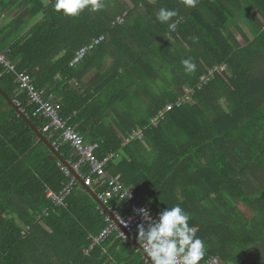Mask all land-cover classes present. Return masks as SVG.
Wrapping results in <instances>:
<instances>
[{"label":"trees","instance_id":"obj_1","mask_svg":"<svg viewBox=\"0 0 264 264\" xmlns=\"http://www.w3.org/2000/svg\"><path fill=\"white\" fill-rule=\"evenodd\" d=\"M53 2L0 0V15L17 9L0 27V51L15 68L0 64V88L54 141L59 134L43 131L48 119L34 115L35 104L18 89L16 72L28 73L84 141L98 143V158L120 152L105 167L110 177L132 187L155 215L177 204L190 215L205 243L203 260L264 264V0H198L195 7L104 0V9L77 17L55 12ZM161 7L177 15L160 23ZM183 59L196 64L193 73ZM137 129L142 136L124 144ZM58 152L77 160L67 142ZM59 162L0 94V264H150L116 233L90 247L105 225L103 209L79 182L63 204L47 198V189L59 191L68 180ZM105 188L92 185L96 194ZM128 203L113 197L108 205L128 215ZM132 236L139 241L136 227Z\"/></svg>","mask_w":264,"mask_h":264},{"label":"built area","instance_id":"obj_2","mask_svg":"<svg viewBox=\"0 0 264 264\" xmlns=\"http://www.w3.org/2000/svg\"><path fill=\"white\" fill-rule=\"evenodd\" d=\"M122 20V16H117V22H121ZM103 39L104 35H100L93 38L91 42L79 47L75 51V55L70 60L69 65L74 66L80 62L87 52L93 49L95 45L100 43ZM0 64L4 66L6 70L15 72L14 64L6 58L4 51H0ZM224 67L225 65L213 67L209 70V75H212L214 70L218 68L222 70ZM16 75L19 91H24L27 94L29 102L36 106L33 114L48 119V123L43 126V131L49 132V136H51L53 132L59 134L58 138L52 141L51 144L58 150V146L62 142H67L72 146L77 155V160L73 162L67 161L69 167L62 162H59L60 168L68 176V180L59 191L47 189V198H49L55 205L63 204L65 198L70 194L76 183H78V180L72 171H75L78 176L81 177L84 185L91 188L92 185L97 186L101 182H106V188L97 193V195L107 206L112 215L103 210L105 225L97 235L93 236L90 247L99 242H103L112 233H116V236L121 239H130L129 235L133 234V230L137 224H147V221L138 214L140 208H147V206L137 200L135 191L132 187L125 186L117 179V177H110L108 175L107 170L105 169L107 163L120 157V152H109L103 157L98 158L95 154V150L98 148V143L84 141L83 135L80 134L75 127L68 124V118H63L60 114V103L58 100H54L51 94L46 97L44 89L35 87L31 76L28 73L16 72ZM200 78L203 82L208 80V77L204 75ZM14 102L19 105L18 100L15 99ZM170 107L171 104L167 105L165 109L167 110ZM163 113L164 111L160 110L156 116L150 119V123L156 124L159 118L162 117ZM141 136V129L133 130L132 133L125 138L123 143L125 144L130 139L134 137L139 138ZM84 164L88 167V172L86 174L81 172V166ZM113 197L125 199L129 202L127 208L130 212L128 215H123L117 204L108 205ZM149 212L153 218L156 217V215L150 210ZM216 262L217 258L210 256L208 259L201 261L200 264H216Z\"/></svg>","mask_w":264,"mask_h":264},{"label":"clouds","instance_id":"obj_3","mask_svg":"<svg viewBox=\"0 0 264 264\" xmlns=\"http://www.w3.org/2000/svg\"><path fill=\"white\" fill-rule=\"evenodd\" d=\"M183 3L187 7H195L198 0H183ZM52 7L64 16L77 17L85 9L100 11L105 3L104 0H54ZM176 15L175 9L161 7L156 19L167 23ZM181 64L187 73L196 70V64L189 59H183ZM138 214L147 224L136 225L137 239L151 264H200L206 252L205 243L196 235V229L189 224L190 215L179 204L164 208L155 218L147 208H140Z\"/></svg>","mask_w":264,"mask_h":264},{"label":"water","instance_id":"obj_4","mask_svg":"<svg viewBox=\"0 0 264 264\" xmlns=\"http://www.w3.org/2000/svg\"><path fill=\"white\" fill-rule=\"evenodd\" d=\"M0 94L6 99L7 103L11 106H13L18 112L19 114L23 117V119L29 124V126L31 127V129L37 134L38 138L44 142L46 144V146L53 152V154L57 157V159L62 162L63 164L67 165L69 167L68 162L62 157V155L58 152V150L51 144V142L49 141V139L44 136V134H42V132H40V130L32 123L30 122L29 118L23 113L22 110H20L17 106V104H15V102L7 95V93L5 91H3L0 88ZM72 173L76 176L78 182L80 184H82L90 193V195L95 199V201L97 202V204L103 209L105 210L108 214H111L110 211L108 210L107 206L100 200V198L98 197V195L92 190L91 187L86 186L83 184V180L81 179V177L78 176V174L75 171H72ZM112 215V214H111ZM130 240L136 245V247L144 254V256L147 258V260L150 262V258H148L146 256V254L141 250V246H140V242L136 241L132 235H129ZM151 264V262H150Z\"/></svg>","mask_w":264,"mask_h":264},{"label":"crops","instance_id":"obj_5","mask_svg":"<svg viewBox=\"0 0 264 264\" xmlns=\"http://www.w3.org/2000/svg\"><path fill=\"white\" fill-rule=\"evenodd\" d=\"M16 13H17V9H15V10H12L10 13H2L1 15H0V27L2 26V25H5L6 23H7V21L8 20H10L11 19V17L13 16H15L16 15ZM238 38V37H237ZM239 39V38H238ZM240 41V40H239ZM241 42V41H240ZM120 158V157H119ZM119 160V159H118ZM117 159H115V160H112V162H117L118 161ZM93 190V189H92ZM134 238V237H133ZM135 239V238H134ZM136 240V239H135ZM137 241V240H136ZM139 242V241H138ZM219 262H218V260H217V262H216V264H218Z\"/></svg>","mask_w":264,"mask_h":264},{"label":"rangeland","instance_id":"obj_6","mask_svg":"<svg viewBox=\"0 0 264 264\" xmlns=\"http://www.w3.org/2000/svg\"><path fill=\"white\" fill-rule=\"evenodd\" d=\"M126 6H127V4H126ZM39 14H40V13H39ZM39 14H37V15L32 19L31 23H32L35 19H37L38 16H40ZM236 35H237V37L239 38V40L241 41V43H243V40L241 39L240 35H239L238 33H236ZM92 73H93V72H92ZM92 73H90L89 75H87V76L85 77V80H87V79L91 76ZM239 205H240V207L242 208V210H243L244 212H246L248 215H251V211H250V209H249L245 204H240V203H239ZM216 258H217V257H216ZM217 259H218V258H217Z\"/></svg>","mask_w":264,"mask_h":264}]
</instances>
